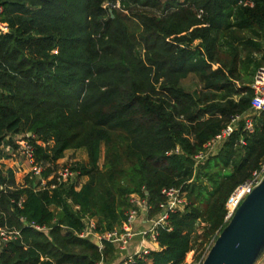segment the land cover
<instances>
[{"label":"trees","instance_id":"trees-1","mask_svg":"<svg viewBox=\"0 0 264 264\" xmlns=\"http://www.w3.org/2000/svg\"><path fill=\"white\" fill-rule=\"evenodd\" d=\"M0 9V146L15 149L21 136L43 178L66 150L86 157L71 164L76 180L52 189H37L32 174L15 185L0 170V229L18 233L0 264L109 261L111 244L77 237L84 219L96 233L117 228L131 194L154 216L164 188H180L186 206L130 264H183L189 252L200 263L227 223L228 195L264 157L262 112L252 135L239 121L194 161L249 110L264 67V0H0Z\"/></svg>","mask_w":264,"mask_h":264},{"label":"built area","instance_id":"built-area-1","mask_svg":"<svg viewBox=\"0 0 264 264\" xmlns=\"http://www.w3.org/2000/svg\"><path fill=\"white\" fill-rule=\"evenodd\" d=\"M242 5L251 6V4L248 2H243ZM103 6L106 7L108 5L104 4ZM115 6L116 5H113L111 7ZM6 32V24L0 20V34H4ZM249 89L251 90L252 95L249 101L248 112L242 115L232 116L227 125L203 146L202 151L198 152L194 156L195 163H199L203 161L207 156L212 155L220 146V144L223 141L227 140L234 132L237 122H242V133H244L245 135L253 134L254 121L252 119V116L256 114L259 115L260 113L264 112V67H259L255 71L252 77V81L249 84ZM18 138L16 140L15 149H11V151L10 149L8 150V147H6L4 154L5 156L7 155L10 158H14L15 155L21 158V162L24 163L27 167L26 174H32V176L37 178V181L39 183L37 189L47 188L46 183L48 181L53 182L49 185V188L52 189L53 187L60 184L76 180V176L78 173L70 169L71 165L59 166L46 178L40 176L41 168L35 165L33 162L31 146L27 141L21 139V136ZM239 144H243L242 140H239ZM175 151L177 152V149H175ZM263 178L264 157L259 162L257 168L250 173L249 178L236 186L228 195L224 203V222H228L240 202L254 187H256L260 183ZM160 193L163 197V200L158 204V212L156 215H154L153 219L150 220V225L147 230L138 231L137 233L133 232L132 226L137 220L139 214H148L151 210V206L148 204L145 196L141 197L137 194H131L127 198L128 206L124 211L123 220L117 228L108 232L96 233L94 231V220L91 218H85L84 228L80 233H78L77 237L80 239H89L90 241L92 239H96L99 242V246L97 247L99 250L102 248V242L109 243L112 246H116L117 248H119V250H123L134 235H139L141 238H147L148 242L153 243L156 237L157 230L159 228L167 227L166 220L168 215L176 212H182L186 206L184 192H182L180 188H164ZM31 227L35 230H44L43 228H38L33 225ZM17 235L18 233L15 230L5 231L4 229H0V247L3 246L7 241L16 238ZM207 250L208 248L204 251L203 258ZM148 253V248L139 245V247L132 254L123 257L116 264H130L134 259H143L144 256H146ZM263 258L264 255L255 264H263ZM95 264H103V262L100 260Z\"/></svg>","mask_w":264,"mask_h":264},{"label":"water","instance_id":"water-1","mask_svg":"<svg viewBox=\"0 0 264 264\" xmlns=\"http://www.w3.org/2000/svg\"><path fill=\"white\" fill-rule=\"evenodd\" d=\"M91 243L99 246L96 239ZM263 255L264 178L240 202L200 264H255Z\"/></svg>","mask_w":264,"mask_h":264},{"label":"crops","instance_id":"crops-1","mask_svg":"<svg viewBox=\"0 0 264 264\" xmlns=\"http://www.w3.org/2000/svg\"><path fill=\"white\" fill-rule=\"evenodd\" d=\"M76 151H78V152L80 151L83 154L84 158L81 159L82 161L79 158H72V157H70L68 159L66 158L68 152L71 154L72 153L76 154L75 153ZM85 158H86L85 152L83 149L66 150V151H64L63 156L56 161V166L59 167L62 161H66V162L74 161L75 163H82L85 161ZM12 162H13L12 158H10L8 156L7 157L4 156V158H0V170L4 171V170L10 168L9 170H11V172L13 174L14 172L11 169L12 164H13ZM19 163L20 162L17 161L15 163V165L17 167L22 168L23 163H20V164ZM85 180H86L85 177L80 178V183H83ZM153 217L154 216H149V213L148 214H143V213L139 214L137 220L135 221V223L132 226L133 232L137 233L138 231L147 230L149 228V225H150V220L153 219ZM147 240H148L147 238H141L139 235H134L131 238V240L127 243V245L124 247L123 250H119V248H117L116 246H113L112 257L109 259V261L103 262V264H116V263H118L123 257L132 254L139 247V245L146 247L150 250L152 248V243L148 242Z\"/></svg>","mask_w":264,"mask_h":264},{"label":"rangeland","instance_id":"rangeland-1","mask_svg":"<svg viewBox=\"0 0 264 264\" xmlns=\"http://www.w3.org/2000/svg\"><path fill=\"white\" fill-rule=\"evenodd\" d=\"M185 86L187 87V88H190V89H192V83L190 82V81H188V82H186L185 83ZM258 117V114H256V115H254V116H252V119H253V121H254V119H256ZM5 148L6 147H4L3 145H1L0 146V151H1V153L3 154V155H5L4 154V152H5ZM11 148V147H10ZM9 148V149H10ZM8 149V150H9ZM12 149V148H11ZM10 149V150H11ZM12 150H14V149H12ZM11 150V151H12ZM101 152H100V163H101V159H102V157H103V146H101V150H100ZM76 154H71V153H67V156H66V158L68 159V158H70V157H72V158H79L80 160L82 159V158H84V156H83V154L79 151H76L75 152ZM215 154V152L212 154V155H214ZM6 157V156H5ZM12 160H13V164H12V171L14 172L13 173V181H14V184L15 185H22L23 184V179H24V177L27 175L26 174V172H27V167H26V165L23 163V166H22V168H20V167H17L16 165H15V163L18 161V162H20V163H22L21 162V158H19L17 155H15L14 156V158H12ZM82 161V160H81ZM9 162V161H8ZM66 161H62L61 162V164H60V166H64V165H71L72 163H75L74 161H72V162H66ZM64 163V164H63ZM8 169H10V168H8ZM16 181V182H15ZM78 182L80 183V179L78 180ZM201 227H203V223H201V222H197L196 223V226H195V229H196V233L197 234H200V232H201ZM197 254V253H196ZM195 254V255H196ZM194 254H193V252H189L188 254H186L185 255V257H184V259H183V264H198V262L196 261V260H194V256H195Z\"/></svg>","mask_w":264,"mask_h":264}]
</instances>
